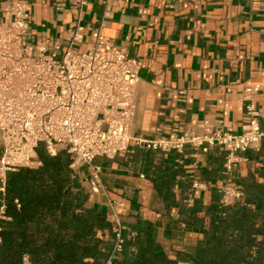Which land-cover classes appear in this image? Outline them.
Instances as JSON below:
<instances>
[{
	"label": "crops",
	"instance_id": "0c3cea01",
	"mask_svg": "<svg viewBox=\"0 0 264 264\" xmlns=\"http://www.w3.org/2000/svg\"><path fill=\"white\" fill-rule=\"evenodd\" d=\"M6 1L0 0V15ZM13 1L29 7L32 40L65 38L73 18L71 0ZM83 24L79 52L99 32L141 65L132 137L152 141L219 129L239 134L247 106L264 127V0H86ZM224 156L219 146L205 153L190 147L182 153L132 147L112 160L96 158L98 179L81 169L76 185L90 191L88 205L104 209L109 218L113 202L128 237L134 236L137 221L154 226L160 246L152 255L134 250L132 264H145L150 255L156 260L152 264H191L177 252L201 236L199 225H207L209 214L200 211L194 224L189 210L194 202L209 207L218 195ZM240 157L233 178L242 188V204L256 213L260 241L264 139Z\"/></svg>",
	"mask_w": 264,
	"mask_h": 264
},
{
	"label": "built area",
	"instance_id": "2783aa9c",
	"mask_svg": "<svg viewBox=\"0 0 264 264\" xmlns=\"http://www.w3.org/2000/svg\"><path fill=\"white\" fill-rule=\"evenodd\" d=\"M70 4L72 24L63 40H32L28 5L5 2L0 15V183L4 185L7 174L17 169L39 167V146L51 157L66 151L70 169L75 173L85 169L94 181L99 174L93 164L96 158L112 160L132 147L178 153L190 147L205 153L209 147L219 146L225 153L218 186L220 204L230 206L239 201L243 194L233 173L241 162L240 154L264 139V127L252 107L245 109L239 134L219 129L152 141L132 137L133 94L141 65L99 32L87 49L79 52L77 45L83 42L86 30V0H71ZM109 204L114 247L106 264L122 250V233L126 231L115 204ZM0 219H5L3 207Z\"/></svg>",
	"mask_w": 264,
	"mask_h": 264
},
{
	"label": "trees",
	"instance_id": "16d2710c",
	"mask_svg": "<svg viewBox=\"0 0 264 264\" xmlns=\"http://www.w3.org/2000/svg\"><path fill=\"white\" fill-rule=\"evenodd\" d=\"M37 159L39 167L17 169L0 183V264H106L114 247L108 212L88 205L90 191L76 185L79 176L66 151L51 157L39 146ZM241 200L222 206L218 193L207 208L194 202L193 223L202 210L209 222L199 225L201 236L177 257L191 264H264V233L258 241L256 213ZM154 231L137 221L133 237L122 233L124 245L111 264H132L134 250L152 255L160 246ZM151 255L145 264L156 262Z\"/></svg>",
	"mask_w": 264,
	"mask_h": 264
}]
</instances>
